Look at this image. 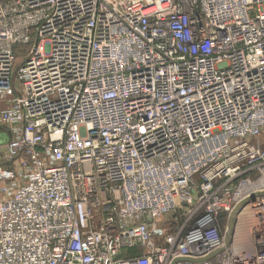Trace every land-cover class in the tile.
Wrapping results in <instances>:
<instances>
[{
    "label": "built area",
    "instance_id": "built-area-1",
    "mask_svg": "<svg viewBox=\"0 0 264 264\" xmlns=\"http://www.w3.org/2000/svg\"><path fill=\"white\" fill-rule=\"evenodd\" d=\"M0 100V264H264V0H0Z\"/></svg>",
    "mask_w": 264,
    "mask_h": 264
},
{
    "label": "rangeland",
    "instance_id": "rangeland-1",
    "mask_svg": "<svg viewBox=\"0 0 264 264\" xmlns=\"http://www.w3.org/2000/svg\"><path fill=\"white\" fill-rule=\"evenodd\" d=\"M2 104L1 100H0V105ZM6 133L4 130L0 129V145H3L5 143L6 140ZM257 143H259L262 148H264V132L261 133L256 139H254ZM165 222L167 223V220L165 219Z\"/></svg>",
    "mask_w": 264,
    "mask_h": 264
},
{
    "label": "bare ground",
    "instance_id": "bare-ground-1",
    "mask_svg": "<svg viewBox=\"0 0 264 264\" xmlns=\"http://www.w3.org/2000/svg\"><path fill=\"white\" fill-rule=\"evenodd\" d=\"M247 237L248 236H247L246 232H242L241 233V242H242L241 244H242L243 247H247L249 245Z\"/></svg>",
    "mask_w": 264,
    "mask_h": 264
},
{
    "label": "water",
    "instance_id": "water-1",
    "mask_svg": "<svg viewBox=\"0 0 264 264\" xmlns=\"http://www.w3.org/2000/svg\"><path fill=\"white\" fill-rule=\"evenodd\" d=\"M178 260H180V259H175V260H173L172 262H171V264H174L176 261H178Z\"/></svg>",
    "mask_w": 264,
    "mask_h": 264
}]
</instances>
